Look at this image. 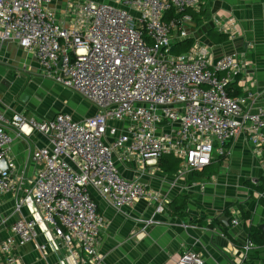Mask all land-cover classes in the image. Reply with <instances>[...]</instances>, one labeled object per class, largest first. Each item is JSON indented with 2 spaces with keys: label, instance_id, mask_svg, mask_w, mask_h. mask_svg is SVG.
<instances>
[{
  "label": "built area",
  "instance_id": "built-area-1",
  "mask_svg": "<svg viewBox=\"0 0 264 264\" xmlns=\"http://www.w3.org/2000/svg\"><path fill=\"white\" fill-rule=\"evenodd\" d=\"M200 1L72 0L58 18L52 0H0V43L15 42L34 57L44 79L96 109L81 121L67 113L45 119L0 112V196H12L17 216L0 243V264H16L23 245H34L43 258L48 246L74 248L81 264H103V221L92 192L117 210L146 200L160 213L159 196L120 175L117 152L123 162L145 166L170 157L193 171L214 156L225 158L242 132L264 148V107L243 110L254 102L246 84L240 95H229L251 68L242 54L212 58L194 49L170 56L172 46L187 39L189 11ZM34 134L47 145L28 146L18 167L10 157L13 141ZM253 185L257 200L264 198V177ZM243 249L247 255L252 243ZM174 264L204 260L183 248Z\"/></svg>",
  "mask_w": 264,
  "mask_h": 264
},
{
  "label": "crops",
  "instance_id": "crops-1",
  "mask_svg": "<svg viewBox=\"0 0 264 264\" xmlns=\"http://www.w3.org/2000/svg\"><path fill=\"white\" fill-rule=\"evenodd\" d=\"M70 1L52 0L51 8L58 18ZM189 13L192 21L187 25V39L179 46L182 53L204 49L212 58L242 54L251 68L245 82L240 80L233 86L232 94L240 95L246 84L254 102L243 110L256 112L264 107V0H201L198 9ZM229 20H233L232 26ZM24 74L27 79L22 78ZM43 79L31 54L15 42L0 43V112L6 117L18 113L48 119L68 112L81 121L96 113L87 102H82L85 105L76 113L61 104L56 109L60 112L49 108L40 111L33 91H42L37 86ZM11 91L16 93L12 95ZM46 145L37 134L27 142L14 139L10 157L19 167L27 159L28 146L33 149ZM227 147L225 158L214 156L208 166L193 171H183L181 164L170 157L142 166L123 162L120 153H115L113 160L120 175L154 192L164 208L155 213L153 205L139 200L117 210L92 192L103 221L98 248L102 263L174 264L184 248L201 254L204 264H264V245L256 243L262 236L259 226L264 224V208L257 202L258 188L253 185L264 177V148L253 146L243 132ZM28 171L32 175L31 166ZM13 206L10 194L0 196V243L17 218ZM22 213L28 217V211ZM223 217L229 218L228 224ZM233 219H237V226L231 224ZM146 220L155 224L146 226L142 223ZM246 242L253 245L247 255L243 249ZM73 251H53L48 246V255L43 258L34 245H23L16 250V264H81L80 254Z\"/></svg>",
  "mask_w": 264,
  "mask_h": 264
},
{
  "label": "rangeland",
  "instance_id": "rangeland-1",
  "mask_svg": "<svg viewBox=\"0 0 264 264\" xmlns=\"http://www.w3.org/2000/svg\"><path fill=\"white\" fill-rule=\"evenodd\" d=\"M182 52H183L182 48H180L179 46H175L174 48H172L170 56H177L178 54H182ZM26 77L27 76L25 74L22 76L23 79H27ZM39 84L40 85H38L37 87L42 91L41 92H35L33 90L32 91L37 97L38 100L37 105H40V111L47 110L48 108L51 110H56L57 107H59L61 104L63 108L68 107L72 110V112L76 113L78 111H81L82 110L81 108L85 105L84 104L85 101L80 99V96L78 97L77 94H74L59 85H54L53 83H50L44 79ZM27 87L29 88L30 86L27 84ZM10 93L14 95L16 92L11 91ZM31 102H32V97L30 98V103ZM90 106L91 105H89V107ZM60 111L61 109L57 112ZM87 116H89V114H87Z\"/></svg>",
  "mask_w": 264,
  "mask_h": 264
},
{
  "label": "trees",
  "instance_id": "trees-1",
  "mask_svg": "<svg viewBox=\"0 0 264 264\" xmlns=\"http://www.w3.org/2000/svg\"><path fill=\"white\" fill-rule=\"evenodd\" d=\"M171 17H173L172 14L169 15V19H170ZM182 44H183V41H182V42H177V43H175V44L172 46V48H174L175 46H180V45H182ZM233 89H234V88H233ZM234 94L239 95L238 92H235ZM234 94H229V95H230V96H236V95H234ZM258 190H259V188H258ZM257 202H258V203L264 208V198H261V199L257 200ZM259 239H260V240H259L258 242L256 241V243L259 244L260 246L264 245V237H263V236H260Z\"/></svg>",
  "mask_w": 264,
  "mask_h": 264
},
{
  "label": "water",
  "instance_id": "water-1",
  "mask_svg": "<svg viewBox=\"0 0 264 264\" xmlns=\"http://www.w3.org/2000/svg\"><path fill=\"white\" fill-rule=\"evenodd\" d=\"M20 100H23V97ZM223 218H224V220H226V223L228 224L229 218H226V217H223ZM259 230H260L262 236L264 237V224L259 226Z\"/></svg>",
  "mask_w": 264,
  "mask_h": 264
}]
</instances>
